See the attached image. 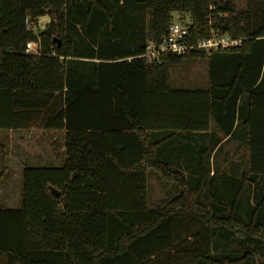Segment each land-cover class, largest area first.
<instances>
[{
    "label": "trees",
    "instance_id": "1",
    "mask_svg": "<svg viewBox=\"0 0 264 264\" xmlns=\"http://www.w3.org/2000/svg\"><path fill=\"white\" fill-rule=\"evenodd\" d=\"M244 1L0 0V129H64L66 152L25 167L21 207L0 208L4 264H264V0ZM173 12L189 15L186 44L212 29L242 43L146 63ZM188 59L206 63V87L172 86ZM212 124L248 150L246 170L210 176L208 148L187 176L186 156L158 153ZM150 170L178 188L162 207L147 205Z\"/></svg>",
    "mask_w": 264,
    "mask_h": 264
},
{
    "label": "rangeland",
    "instance_id": "2",
    "mask_svg": "<svg viewBox=\"0 0 264 264\" xmlns=\"http://www.w3.org/2000/svg\"><path fill=\"white\" fill-rule=\"evenodd\" d=\"M227 3L235 10H245L246 3L244 0H219ZM172 20L175 21H189V15L186 13H172ZM50 22V18L45 15L36 20L32 25V30L35 34L42 31L45 26ZM170 78L173 87H206L207 85V71L206 63L200 59H188L180 65L170 68ZM214 126V124H212ZM6 130L0 129V144L6 147V162L2 167L0 161V208H18L22 204V169L24 167H61L63 161L60 160L62 154L58 152L59 141L55 143L57 153L53 156L47 152L49 144L47 141L50 138L51 130H42V134L38 141H42L45 148L42 150L40 147L26 145L19 150L17 145L13 147V141L7 138ZM45 143V144H44ZM233 144V143H231ZM231 144L226 145L228 150L229 160L226 164L227 171L233 167L232 163H238L240 170H246L248 167V150L240 149L237 156L231 153ZM42 147V146H41ZM1 149V148H0ZM41 150V151H40ZM183 156V155H182ZM181 156V157H182ZM1 159V158H0ZM238 159V161H237ZM234 160V161H233ZM237 161V162H236ZM213 163V161H211ZM182 164L181 166H183ZM186 174L187 170L181 168ZM238 170V175L242 172ZM202 199L205 200L203 195L209 194L208 187L203 188ZM178 193V188L174 184H170L160 178L156 171H148L147 175V205L150 208L162 207L171 198L175 197Z\"/></svg>",
    "mask_w": 264,
    "mask_h": 264
},
{
    "label": "crops",
    "instance_id": "3",
    "mask_svg": "<svg viewBox=\"0 0 264 264\" xmlns=\"http://www.w3.org/2000/svg\"><path fill=\"white\" fill-rule=\"evenodd\" d=\"M42 130L45 129L36 128V127L28 128V129H15V130L10 129V130H6L5 133L7 135V138H10L13 141V147L17 145L16 147H18L19 150H21V148H23L24 146L26 147V145H30V144L35 147H40L43 150L46 146L44 147L43 145H41L42 141H38L41 137L39 135L42 134L41 132ZM51 131L52 132H50L51 133L50 138L47 141V143L49 144V148L47 149V152L55 156V154L57 153L55 143L60 140L59 146L57 148H58V152L60 153V156L62 154L60 160L64 162L66 158V152L64 147L65 130L60 129V130H51ZM217 138H221V140L218 143H216V145H214V141ZM227 144H231L230 145L232 147L231 153L237 156L238 158L237 153L239 152L240 149H244V148L238 146L236 141L230 140L228 139V137H224L216 130L215 126L211 125L210 131L206 134L205 133L188 134L185 136H178V138H176L175 140L171 139L164 142L158 148L159 149L158 153H161L163 157L173 166L183 161V159L186 156V161H185L187 168L186 174L187 176H190L189 171L196 168L197 163L199 162L198 156L200 155V153H202L205 149L210 148L211 150H210V159H209V163H210L209 175L211 176L216 167L219 170H226V164L229 160V156L227 154L228 150H226L225 148ZM0 145L2 146L4 152V159L2 161V157H1L2 154L0 149V158H1L0 161L2 167H4L6 162V147L2 144ZM206 153L207 151H205V154ZM211 161H213V163H211ZM0 264H4V258L2 255H0Z\"/></svg>",
    "mask_w": 264,
    "mask_h": 264
},
{
    "label": "built area",
    "instance_id": "4",
    "mask_svg": "<svg viewBox=\"0 0 264 264\" xmlns=\"http://www.w3.org/2000/svg\"><path fill=\"white\" fill-rule=\"evenodd\" d=\"M189 28L188 22L172 20L168 32L160 42L149 41L144 52L139 56L148 64H156L161 61L164 55L175 53L183 54L188 50L197 49H218L237 47L242 43L241 38H231L229 35L221 34L219 30H211L208 37L200 39L195 44H186L184 38ZM38 44L34 41L26 43V52L36 53Z\"/></svg>",
    "mask_w": 264,
    "mask_h": 264
},
{
    "label": "water",
    "instance_id": "5",
    "mask_svg": "<svg viewBox=\"0 0 264 264\" xmlns=\"http://www.w3.org/2000/svg\"><path fill=\"white\" fill-rule=\"evenodd\" d=\"M50 192L56 196V197H59L60 196V193L58 192V190H56L55 188L53 187H50Z\"/></svg>",
    "mask_w": 264,
    "mask_h": 264
}]
</instances>
